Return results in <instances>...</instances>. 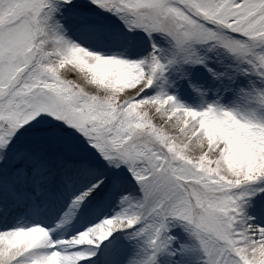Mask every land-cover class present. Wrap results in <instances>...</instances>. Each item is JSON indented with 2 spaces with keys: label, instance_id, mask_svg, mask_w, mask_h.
I'll list each match as a JSON object with an SVG mask.
<instances>
[{
  "label": "snow or ice",
  "instance_id": "snow-or-ice-1",
  "mask_svg": "<svg viewBox=\"0 0 264 264\" xmlns=\"http://www.w3.org/2000/svg\"><path fill=\"white\" fill-rule=\"evenodd\" d=\"M0 264H264V0H0Z\"/></svg>",
  "mask_w": 264,
  "mask_h": 264
}]
</instances>
